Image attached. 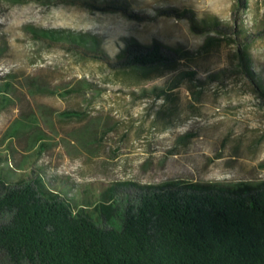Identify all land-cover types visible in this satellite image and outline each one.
Instances as JSON below:
<instances>
[{
  "label": "rangeland",
  "instance_id": "374dc122",
  "mask_svg": "<svg viewBox=\"0 0 264 264\" xmlns=\"http://www.w3.org/2000/svg\"><path fill=\"white\" fill-rule=\"evenodd\" d=\"M128 2V12H104L0 0V84L2 76L14 84L13 102L0 112V155L27 165L42 139L47 149L34 165L51 180L97 191L116 184L122 202L138 186L168 181H264V96L258 91L264 86V0H248L247 11L237 0ZM214 18L219 31L193 29V19ZM242 24L252 76L242 70L237 42L229 40ZM31 28L92 35L109 60L49 48ZM132 40L189 54L169 68L123 70L118 55ZM153 87L170 94L139 98ZM67 111L82 116L67 119L61 115ZM0 264L12 263L0 254Z\"/></svg>",
  "mask_w": 264,
  "mask_h": 264
},
{
  "label": "trees",
  "instance_id": "16d2710c",
  "mask_svg": "<svg viewBox=\"0 0 264 264\" xmlns=\"http://www.w3.org/2000/svg\"><path fill=\"white\" fill-rule=\"evenodd\" d=\"M8 1L130 11L128 0ZM237 1L248 10V0ZM220 23L215 18L202 24L193 19L192 26L201 34L219 31ZM247 32L244 24L237 26L229 40L237 42L242 70L252 76ZM30 33L49 48L64 47L87 59L109 60L92 35L39 28H31ZM188 54L159 41L144 45L132 40L118 55V64L123 70L149 72L172 67ZM188 77L196 80L195 73ZM1 79L5 82L0 84V112L11 106L14 88L12 77ZM258 91L264 96V86L259 84ZM169 94L153 87L142 90L139 98L160 100ZM61 115L82 116L75 111ZM18 133L19 127L9 138ZM46 149L39 139L35 157L23 166L0 155V254L12 264H264V181H168L138 186L133 197L122 202L116 184L97 191L51 180L34 165Z\"/></svg>",
  "mask_w": 264,
  "mask_h": 264
}]
</instances>
